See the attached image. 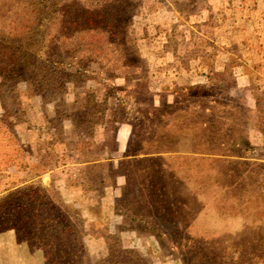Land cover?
<instances>
[{
	"label": "rangeland",
	"instance_id": "374dc122",
	"mask_svg": "<svg viewBox=\"0 0 264 264\" xmlns=\"http://www.w3.org/2000/svg\"><path fill=\"white\" fill-rule=\"evenodd\" d=\"M0 70V196L48 187L89 264L117 244L184 264L162 241L188 236L250 251L252 215L231 206L253 191L262 200L249 209L264 206V0H0ZM142 141L171 151L161 172L119 163ZM219 150L225 162L194 153ZM162 186L192 218L188 235L156 214L150 192ZM19 201L20 216L32 211ZM20 238L0 231V264L60 251Z\"/></svg>",
	"mask_w": 264,
	"mask_h": 264
},
{
	"label": "trees",
	"instance_id": "16d2710c",
	"mask_svg": "<svg viewBox=\"0 0 264 264\" xmlns=\"http://www.w3.org/2000/svg\"><path fill=\"white\" fill-rule=\"evenodd\" d=\"M91 107L92 109L96 108V111L101 116L103 115L102 110L98 109L99 104L97 102H92ZM145 146V142H140L139 146L132 152L130 150L127 151L119 163L130 165L138 162H156L155 166L159 167V172H161V163L158 162L163 160L164 153L171 151L164 150L159 145L152 146L151 149H147ZM194 153L207 155L203 156V158L213 156L211 160L216 162H225L226 160H222L218 156L228 155L221 150L215 152L194 151ZM12 188H6V193L0 196V231L13 229L16 235L21 237V240L24 239L28 243L34 241V243H39L41 246L49 247L50 250H55L57 247L60 248V251L53 253L51 251L44 252L42 264H89L86 254L79 253L78 251L73 252L81 244L80 239L77 237L78 232L75 230V225L71 221L72 217L67 212V208L48 195L47 192L50 190L48 187H42L39 184L37 189H29L27 186ZM242 189L243 187L241 186L240 191ZM150 194L155 197L154 201L157 204L155 207L156 214L171 215L170 220H168L170 226H165L166 230L171 231L170 233L175 234L176 237H179L178 235L183 233L188 235L189 228L192 225V218L186 219L185 214L176 215L178 210L172 203L167 202L169 193L165 192L164 187H157ZM23 195L28 198L26 206H30L32 211L26 213L24 216H20L19 210L22 205L19 204V200ZM232 197L235 199L234 204L231 206L232 210L235 209L233 215L242 216L245 214L246 209L250 211V214L246 215H252V222L254 224H252L251 228L254 238L251 242L250 251H239L233 242L231 246L229 244L222 245V239L217 238L194 239L188 236L184 239L180 237L169 241L163 239L162 242L168 243L169 248H177L184 264H264V206H261L259 202L252 209H249L248 206L249 202L262 199L254 191L247 192L245 197L239 193H234ZM38 198L41 199V204L39 205H37ZM6 205L11 207L5 210L4 207ZM23 229L28 230V235L23 234ZM148 229L154 232L158 238L165 234L157 226H149ZM37 233L41 235V239L38 238ZM46 238L47 240H43ZM63 248L65 249L63 250ZM108 250V255L94 264H151L148 258L133 250L122 248L120 244L116 246L111 245Z\"/></svg>",
	"mask_w": 264,
	"mask_h": 264
},
{
	"label": "crops",
	"instance_id": "0c3cea01",
	"mask_svg": "<svg viewBox=\"0 0 264 264\" xmlns=\"http://www.w3.org/2000/svg\"><path fill=\"white\" fill-rule=\"evenodd\" d=\"M122 125V126H121ZM130 136V125L129 123H120L117 126L116 137L120 140H126Z\"/></svg>",
	"mask_w": 264,
	"mask_h": 264
}]
</instances>
